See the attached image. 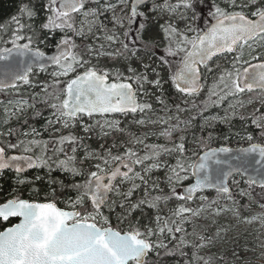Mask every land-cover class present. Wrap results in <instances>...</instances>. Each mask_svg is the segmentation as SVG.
I'll return each mask as SVG.
<instances>
[{"label": "snow or ice", "instance_id": "6c2138e0", "mask_svg": "<svg viewBox=\"0 0 264 264\" xmlns=\"http://www.w3.org/2000/svg\"><path fill=\"white\" fill-rule=\"evenodd\" d=\"M19 11L29 22L11 18L15 28L10 41H3L11 47L0 48V61L6 62L0 67V92L19 94L22 86L40 90L3 105L0 174L12 170L17 185H31L34 181L24 173L44 168L65 173L68 181H50L57 187H50L42 200L16 193L0 203V221L19 218L0 230V264H169V258L172 264H218L223 256L217 259L210 250L219 242L221 229L210 233L215 219L197 223L205 208L215 205L210 217L225 211L239 215L249 205H241L236 195L251 201L259 189L255 202L264 210V0H35ZM41 12L44 16L38 19ZM9 27L0 25V31ZM57 32L61 35L54 54L47 56L34 46ZM14 57L27 58L18 62L22 70L10 63ZM105 57L123 67L102 66ZM34 67L41 72L51 67L50 80L33 82ZM165 85L174 89L180 103L169 105ZM254 101L259 107L253 106L247 116L238 114ZM225 102L223 115H206ZM29 109L32 118L50 110L45 130L60 131L56 125L68 130L56 138L51 156L49 141L36 139L41 134L35 127L22 131L8 126ZM117 115L131 117L130 123L139 126L161 125L151 135L171 147L146 144L149 133L135 135ZM237 117L245 131L235 135L248 147L233 154L229 147L209 146L211 131L206 138L193 133V143L204 151L191 160L184 133L197 124L202 133L216 123L231 128ZM248 124L258 136L247 131ZM78 125L83 135L73 132ZM93 134L104 141L97 149L85 143ZM117 134L127 139L121 142ZM135 145H143V154ZM79 148L82 156L77 155ZM220 153L229 155L222 159ZM190 170L196 181L179 192ZM156 171L164 172L167 193L159 177L152 179ZM231 185L237 187L236 194ZM208 189L215 190L216 199L203 194ZM31 191L39 196L40 189ZM137 191L141 195L134 199ZM195 199L201 205L188 206ZM220 199L232 201V207L225 208ZM172 200L182 203L165 214L162 205ZM146 210L153 215L142 223ZM252 219L264 224V212Z\"/></svg>", "mask_w": 264, "mask_h": 264}, {"label": "trees", "instance_id": "16d2710c", "mask_svg": "<svg viewBox=\"0 0 264 264\" xmlns=\"http://www.w3.org/2000/svg\"><path fill=\"white\" fill-rule=\"evenodd\" d=\"M35 2V0H0V25H9V29L8 31H0V48L2 47H11V43H3V41H10L11 39V30L13 28H15V25L11 23V18L13 16H17V17H21L20 11L19 9L24 5V4H30ZM44 13L41 12L40 13V17L38 19L43 18ZM22 22L24 23H28L29 21L27 20V17H21ZM25 34H27V29L25 30ZM60 33L57 32L54 36H49V39L47 41H45L44 43H39L37 45L34 46H38L40 47L41 50L47 52H51L54 50L55 47V43L56 41L59 39ZM77 42L79 43L80 41L77 40ZM101 65L102 66H107V67H123L122 64L120 63H116L113 62L111 60H109L108 58H103V60L101 61ZM31 79L33 82L36 83H41V82H45L48 81V77L42 75V74H38L37 72H34L33 75L31 76ZM40 89L37 88V90H33V91H39ZM165 90H166V98H167V102L169 103L170 106L176 104V103H180V98L178 96V94L175 93L174 89H172L169 85H165ZM33 91H23V94H20L18 97H23L24 99H28L30 94ZM6 92H0V98L4 97V94H6ZM28 93V94H27ZM202 98V97H201ZM38 107H41L38 105ZM175 111V109L173 108V112ZM160 115H163V113H159ZM32 110H30V113L27 114L25 117L22 116L20 118L19 121H14L12 123H10L11 127L17 128L19 130L22 131H28L30 130V127H35L37 129L38 132L42 133L44 127L46 126V117L50 116V110H44L43 111V116L41 117H35L32 118ZM2 118L3 115L0 111V122H2ZM27 118L28 119V124L24 125L23 124V120ZM122 119V126H126L128 128V130L132 133H134L137 136H141L143 135L145 132H149V130L147 128H142L137 126L136 124L130 123L131 121V117H118ZM139 118V116L137 117ZM232 126L231 128L227 125V124H223V123H216L214 128L208 129L205 132H200L198 124L197 126L193 127L191 131L188 130V132H186L184 135L187 136V148L189 149V152L187 153V155L191 158L192 161H195L196 156L194 155V153H201L203 151V149L201 147H199L196 143H193L194 140V136L193 133L195 134V137H200V136H204L205 138L207 137L208 131H211L213 133V140L210 142V147H218V146H222V145H227V146H231V147H241V146H247L249 145L248 142L246 140H243L240 138V136L235 135V133L240 132L241 135L244 134L245 128H244V123L240 122V120L231 122ZM0 130H2V127H0ZM160 129H158L159 131ZM157 131V132H158ZM247 131H252L254 132V134L256 136L259 135V133L257 132V130H254V126H251L248 124L247 126ZM49 132V131H48ZM73 132L75 134H79V135H83L82 129L77 127L73 130ZM65 135L67 134V132L64 133ZM46 132L41 134L40 136H46ZM59 136V135H58ZM57 136V137H58ZM225 136L228 137V139H225ZM50 140L49 141V145L53 144L52 149L49 146V150L50 152H52L53 148L57 147L55 140L56 138ZM13 139L16 137H12ZM23 138V137H21ZM117 139L119 141H124L127 139L126 136H119L117 134ZM49 140V139H48ZM104 141H100L96 134L92 135L91 139H86L85 143L87 145L90 146L91 149H97L99 143H102ZM259 142V141H257ZM112 143V137L107 138V144L110 145ZM166 144H169L168 141H166ZM171 145V144H170ZM143 150L142 149L140 152L141 154H143ZM114 152H116V149H113ZM122 151V149H121ZM16 152V151H15ZM78 156H80V153L77 154ZM62 157H64V155L59 154V158L61 159ZM169 159V162L173 161L172 163H175V159ZM170 162V163H171ZM87 166V165H86ZM39 175L42 179L41 180H35V177ZM161 175V174H158ZM25 177H27L29 180H33L34 183L31 185H17L16 183V174L10 172V171H6L2 174H0V203L5 202L7 199H11L13 198V195L16 193H19L21 198L24 199H40L42 200L44 197V193L48 190H50V187H57L56 184H50V181H60L63 180L65 182L68 181V177L65 173L59 171V170H53L51 173L48 172L47 169H35L33 171H30L28 173H26L24 175ZM191 170L189 171V179L184 181V184L187 182L191 181ZM153 179V178H152ZM157 178H154V180ZM161 180V179H160ZM161 186V184H160ZM32 188H38L40 189V193L39 196H37L36 194L32 193ZM233 193L236 194L238 192V189H233ZM139 192V191H137ZM168 192V191H166ZM259 193V189H256V192L254 193V198L253 200H249L246 197H239L238 195H236V199L240 202L241 205H249L248 208L247 207H241L240 211L242 213H244V211L248 210L250 208V206H253V209L255 210V208L259 207L258 203H256L255 201L258 199V194ZM68 195H74V193H67ZM154 195L156 193H153ZM204 195H207L209 197V199L211 200L213 197H215L216 192L213 191H208L205 192ZM137 197V193L134 194V199ZM196 200V199H195ZM195 200L188 202V206L192 207V208H197L201 205L200 202H197V204L195 206L190 205L192 204ZM175 202V203H174ZM177 203H182V202H178L176 200H172L170 201L168 204V206L163 207V211L165 214L168 213L169 208H173L174 206L177 205ZM190 203V204H189ZM62 204V203H61ZM147 212V216L145 217V219L142 221V223H146L148 218H150L153 215V210H146ZM264 212V210H263ZM139 212H137L135 214V216H139ZM112 222L113 225L115 226L116 221H115V215L113 214L112 216ZM14 223V220H10L7 222H3L0 221V230H3L4 228L12 225ZM218 259V258H217ZM169 264H172L171 259L169 258ZM218 264H229L227 261H225L224 259L219 260L218 259Z\"/></svg>", "mask_w": 264, "mask_h": 264}, {"label": "rangeland", "instance_id": "374dc122", "mask_svg": "<svg viewBox=\"0 0 264 264\" xmlns=\"http://www.w3.org/2000/svg\"><path fill=\"white\" fill-rule=\"evenodd\" d=\"M59 38H60V36H59ZM77 40L79 41V39H77ZM102 60H103V58L101 59V61ZM101 61H100V63H101ZM220 63L222 65L225 64V62L223 60H221ZM51 71H52V69H49L48 72L38 71L37 73L48 77V81H49L50 76L48 75V73ZM208 83L209 84L211 83V76H209ZM37 88H39V87H37ZM37 88L34 90H37ZM23 91H28V93H29V91H33V89L28 88L27 86H22L19 94H17L16 92H14L12 90H8L7 93L4 94V97L0 98V101L3 102V104H0V111H1L2 115H4L3 105H6L9 99H19L20 97H18V96L20 94H23ZM244 99L246 100L247 97H245ZM253 106L259 107V102L254 101V105H246L245 108L238 109V114H243V115L247 116L252 111ZM223 108H227V102H225V104L220 109V111H219L220 115H223V110H222ZM30 110L31 109L28 110L29 113H30ZM210 111H213V109H210ZM194 112H195V110H193L192 113H188V114L182 113L181 119L187 118L188 115L194 114ZM208 114H210V113H206V115H208ZM153 118H155V117H153ZM237 120H240V119L237 117L232 122L237 121ZM14 121L16 122L17 120L13 119L11 121V123ZM87 122L92 123L93 121H87ZM240 122H242V121L240 120ZM137 126H139V125H137ZM77 127L81 128L79 125ZM139 127L147 128L149 130V132H148L149 136L145 140L146 144H166V140L164 138L158 137L156 135H151V133L157 132L158 129H160L162 127L161 125L149 124L147 126H139ZM56 128L60 129V131H54L53 128H48L47 130H45V127H44L42 133H40V134H43L46 132L47 139L44 136L45 139L43 137L41 140L50 141V140L54 139L55 137H57L58 135L64 134L65 132L68 131V130L60 128L59 125H56ZM191 130H192V128L189 129V131H191ZM98 131L99 130L97 129V132ZM257 132H258V130H257ZM178 135H180V133H177V136ZM177 136H174L173 139L174 140L177 139ZM141 137H143V135H141ZM38 138H39V136L36 137V139H38ZM49 146L52 149L53 144H51ZM168 146L171 147L170 144H168ZM135 149L140 152L144 148H143V145H135ZM65 151L69 155H71V151H70L69 146L65 145ZM38 152H39V150L37 149V154H38ZM79 153H80V156L83 155V148L78 149L77 154H79ZM52 154L53 153L50 152V150H49L48 155L51 156ZM61 154L63 155V153H61ZM63 158L64 157H62L61 159H63ZM168 158L174 160L173 157H168V156L163 157V159H165L169 162ZM158 174H161V175H158ZM157 177H159V179H161L160 180L161 181V187L164 188L165 193H167L166 191H169V189L167 188V186L163 182L164 181V172L163 171H156L152 174L153 180H154V178H157ZM235 179L240 180L241 178L239 176H236ZM231 186L233 189H235V190L237 189L236 186H234V185H231ZM241 187H246V185L241 184ZM177 190L179 192H182V186L179 187ZM156 194H159V193H156ZM140 195H141V192L140 191L137 192V197ZM216 198H217V194L212 199H216ZM197 202L201 203V201H199V199H196L192 204H190V203L189 204L195 206L197 204ZM220 204L223 205L225 208H231L232 207V201H229V200L220 199ZM162 207H165V206L162 205ZM214 209H215V205H213L211 208L206 207L205 211L201 214V217L197 219L198 224H211V219H215L216 223L211 224V227L209 230L211 234H214L216 232L217 228L221 229L219 242L216 243V245L211 248L210 254H215V256L217 258H219L220 256H223V259L225 261H227L229 264H264V224L261 223L260 219H252L253 217H258L260 215V213L263 212V210L260 209L259 207L255 208V210H254L253 206H250V208L248 210L244 211V213H242L240 211L239 215L234 214L232 211H225V212H222L219 216L210 217L209 214L212 213L214 211ZM189 231H191L190 228H189ZM233 251H235L236 255H233Z\"/></svg>", "mask_w": 264, "mask_h": 264}, {"label": "water", "instance_id": "95a60500", "mask_svg": "<svg viewBox=\"0 0 264 264\" xmlns=\"http://www.w3.org/2000/svg\"><path fill=\"white\" fill-rule=\"evenodd\" d=\"M55 51H56V49H54L51 53H45V54H46L47 56H50V55L54 54ZM22 59H23V60H27L26 57H25V58L14 57V58L10 61V63L16 64V65L18 66V68H19L20 70H22L23 65H21V64L18 63V62H19L20 60H22ZM5 63H6L5 61H0V67H2ZM49 68H51V67H49ZM35 70H39V68H38V67H34V68H33V72H34ZM33 72H32V73H33ZM248 146H249V145H248ZM248 146L237 147V148L230 147V146H220V147H229V148H231V149L234 150V153H233V154H235V150L240 149V148H246V147H248ZM215 148H219V147H215ZM200 155H203V152H202ZM228 155H229V154H224V153H220V154H219V156H220L222 159L225 158V157L228 156ZM210 163H211V166H212L213 168L217 167L214 163H212V162H210ZM33 170H35V169H29V170H27L24 174H26V173H28V172H30V171H33ZM6 171H12V170H5L4 172H6ZM13 172H14V171H13ZM195 181H196V176H193L192 181H191L189 184L185 185V186H188V185H190V184H194ZM185 186H184V187H185ZM184 187H183V191H184ZM207 191H214V192H215V190H211V189L205 190V192H207ZM11 219H17L18 222H19V218H11ZM18 222H17V223H18Z\"/></svg>", "mask_w": 264, "mask_h": 264}, {"label": "flooded vegetation", "instance_id": "af4514ba", "mask_svg": "<svg viewBox=\"0 0 264 264\" xmlns=\"http://www.w3.org/2000/svg\"><path fill=\"white\" fill-rule=\"evenodd\" d=\"M219 111H220V109H213V111H210L209 113H210V114H213V113L216 114V113L219 112ZM27 114H29V112L26 113V114L24 115V117H25ZM43 137H44V136H39L38 139H42ZM11 139H12L13 141H15L16 138H14V139L11 138ZM44 139H45V137H44ZM12 152H13V151H12ZM59 206H60V207H64L63 204H59ZM9 221H10V220H9ZM16 222H17V221L14 220V223H16ZM14 223H13V224H14Z\"/></svg>", "mask_w": 264, "mask_h": 264}]
</instances>
